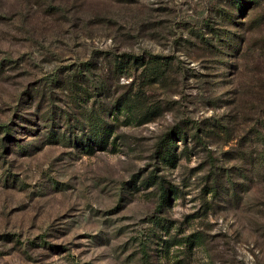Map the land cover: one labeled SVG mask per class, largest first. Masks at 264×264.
<instances>
[{"label": "rangeland", "instance_id": "1", "mask_svg": "<svg viewBox=\"0 0 264 264\" xmlns=\"http://www.w3.org/2000/svg\"><path fill=\"white\" fill-rule=\"evenodd\" d=\"M230 2L0 0V264H264V0Z\"/></svg>", "mask_w": 264, "mask_h": 264}, {"label": "trees", "instance_id": "2", "mask_svg": "<svg viewBox=\"0 0 264 264\" xmlns=\"http://www.w3.org/2000/svg\"><path fill=\"white\" fill-rule=\"evenodd\" d=\"M249 1V2H248ZM252 2L251 4V7L249 9H256L258 7V2L259 0H231L230 3H233L231 6V9L234 8V7H238L239 9L243 10L244 6H246L245 4L247 3H250ZM231 14H227L225 11H223L221 13V15H225V17H231V15L233 16V12H230ZM227 14V15H226ZM229 21H232L234 22V20H229ZM215 33H218V32H215ZM239 36H238V33L236 32H230L229 30H227L225 32V35L222 37V39L220 38L219 39V46L221 47H225L229 50H232V51H238L239 48H240V41L239 40ZM221 53H224L221 51ZM153 58L154 60L151 61L149 59V61L146 62V68H149V69H154L156 72H159V71H162L164 68V66H166V64H164L162 61H159V58L158 56H155V57H151ZM129 62H128V65H131V61L133 60V64L132 65H136L138 64L139 62L144 64L145 60L143 58H140L138 56H135V55H132L129 57ZM161 60V59H160ZM121 63H124L123 60ZM127 63V62H125ZM127 65H122L120 67V69H124V70H127ZM152 72V71H150ZM154 73V72H153ZM134 96L135 95H126L124 96V99H119L117 101V103L115 104V108L116 110H119V111H127L129 113V118L130 119H137V114H136V104L133 103L134 101ZM122 105H121V104ZM108 110V109H107ZM115 112H113V115H114ZM149 113V112H148ZM114 121L113 118H108L107 120H103V119H94L93 123L91 124V134L90 136H87V137H84V139H86V141L84 142V139L79 141V143H81V147H84L86 151L90 152V151H94V146L97 145L98 147H101V148H106L108 143H109V139L113 133V127L111 124H110V121ZM186 132L184 130H178L173 136H168V137H165L164 140L161 142L160 146H159V151H158V157L159 159L161 160V162L163 164H168V165H171L173 167L176 166V161H177V154L175 152V149H176V144H175V140H176V137H182V140L184 141V143L186 144ZM187 151V149H186ZM151 178V177H150ZM155 179H159L161 181H158V182H154L155 184L158 185V188L161 190V194H162V197L164 199L163 201V206L165 205H168L171 203L172 201V198L177 194V190L172 187L170 188L169 186H165V182H162L163 181V178L161 176H155ZM150 183V182H149ZM148 185H152L151 183ZM153 183V182H152ZM212 191H213V195H217L218 194V191L219 189L217 187H214L212 188ZM163 228L169 232L170 231V226L171 224L169 223H164L162 224ZM190 238V239H189ZM188 240L191 241V237H189ZM194 240L193 242H201L203 240V237L201 236H194L193 237ZM178 240L177 239H174L173 240V243L172 244H175ZM169 243L170 241H164L163 244L161 246H166L168 247L169 246Z\"/></svg>", "mask_w": 264, "mask_h": 264}]
</instances>
